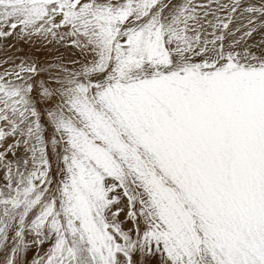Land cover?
Returning <instances> with one entry per match:
<instances>
[{"label": "snow or ice", "instance_id": "obj_1", "mask_svg": "<svg viewBox=\"0 0 264 264\" xmlns=\"http://www.w3.org/2000/svg\"><path fill=\"white\" fill-rule=\"evenodd\" d=\"M157 255L264 264V0H0V264Z\"/></svg>", "mask_w": 264, "mask_h": 264}, {"label": "rangeland", "instance_id": "obj_2", "mask_svg": "<svg viewBox=\"0 0 264 264\" xmlns=\"http://www.w3.org/2000/svg\"><path fill=\"white\" fill-rule=\"evenodd\" d=\"M257 39H258V37H257ZM13 40L12 39H9V40H7L5 43L6 44H8V45H11V44H13ZM20 47H23V48H25V50L27 49V46L26 45H23V44H21V45H19ZM61 52H64V50L63 49H61ZM64 55H65V57L66 58H69V57H71L72 55H73V53H72V51L71 50H69V51H67V52H64ZM6 67H11V65H6ZM35 253H30L29 254V256L31 257V255H34ZM154 257H155V261L153 262V259H154ZM154 257H148V258H146L145 259V264H159V256L157 255V256H154ZM152 261V262H151Z\"/></svg>", "mask_w": 264, "mask_h": 264}, {"label": "bare ground", "instance_id": "obj_3", "mask_svg": "<svg viewBox=\"0 0 264 264\" xmlns=\"http://www.w3.org/2000/svg\"><path fill=\"white\" fill-rule=\"evenodd\" d=\"M155 261V257H154V259H153V262ZM152 262V261H151ZM149 264V263H148ZM151 264V263H150Z\"/></svg>", "mask_w": 264, "mask_h": 264}]
</instances>
